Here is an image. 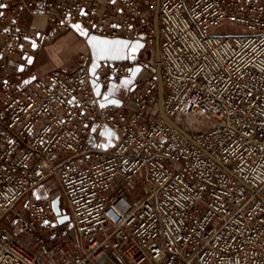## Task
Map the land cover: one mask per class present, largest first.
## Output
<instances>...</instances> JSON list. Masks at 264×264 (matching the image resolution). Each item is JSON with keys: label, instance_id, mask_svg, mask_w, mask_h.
Wrapping results in <instances>:
<instances>
[{"label": "built area", "instance_id": "2783aa9c", "mask_svg": "<svg viewBox=\"0 0 264 264\" xmlns=\"http://www.w3.org/2000/svg\"><path fill=\"white\" fill-rule=\"evenodd\" d=\"M157 11L164 112L184 132L156 111L157 73L122 60L7 74L77 23L155 47ZM0 70V264H264V0H0ZM127 78L134 105L104 104Z\"/></svg>", "mask_w": 264, "mask_h": 264}, {"label": "rangeland", "instance_id": "374dc122", "mask_svg": "<svg viewBox=\"0 0 264 264\" xmlns=\"http://www.w3.org/2000/svg\"><path fill=\"white\" fill-rule=\"evenodd\" d=\"M62 36V35H61ZM75 35H63L56 44H54L55 50L59 53V60H68L72 56H77L79 51L82 50L80 47L79 41L76 40ZM90 41L93 45L95 56H96V62L93 66V72L97 68L100 61H108V60H122L129 64L131 68H135L137 70V73L143 74V77L149 75L152 73V69L149 67V71L146 70V66L150 65L151 67H154V71H157L156 68V62H157V46L155 47H148L145 45H142L137 40H131V39H125L122 37H116V38H110L103 35H91ZM47 45V44H46ZM45 51L49 53V48L45 47ZM147 51L149 53L148 58L144 56V52ZM88 53V52H87ZM50 54V53H49ZM41 57V56H40ZM44 58V57H43ZM41 58V59H43ZM146 59H149L148 61ZM58 59L55 60L54 58H49L45 61L37 62L35 65H33V71L37 74H43L46 71L53 68L54 65L58 64ZM126 80L131 81V85H133L134 89H136V85L134 84V80L131 78H127ZM94 81L96 86L99 85V80L95 76L94 73ZM116 84H111L107 88V94L109 96L115 95V89ZM116 102L115 98L107 101V99L104 101V104L108 103H114ZM160 103L158 102L156 106V111H160ZM159 115H151V111L147 113L148 116L151 118H157ZM149 119V117H148ZM100 133H104V130L100 131ZM115 135L113 132L109 134L108 137L113 138ZM57 186V182L52 178L49 181L42 182L39 184L33 193L34 197H40V198H46L47 195L53 194L52 189ZM65 206V205H64ZM23 241L30 243L32 241L30 234L27 233L22 237ZM35 246V245H33Z\"/></svg>", "mask_w": 264, "mask_h": 264}, {"label": "crops", "instance_id": "0c3cea01", "mask_svg": "<svg viewBox=\"0 0 264 264\" xmlns=\"http://www.w3.org/2000/svg\"><path fill=\"white\" fill-rule=\"evenodd\" d=\"M46 23H47L46 17H44L41 14H35V15L28 16L27 21H26L27 26L35 31H42L46 27ZM63 35H75L77 38L76 40L79 41L80 47L82 48V50L79 51L78 54H76L77 56H72L70 59L65 60V61L59 60L60 59L59 53L54 48V44H56V42H58V40H60V38ZM91 35H100V34L90 32L88 27L85 24L77 23L75 30L65 32L62 34V36H59L54 42L47 43V45H45V47L49 48L50 54L45 51V47H44V49L40 51H36L34 55H32L31 57L26 58V57H21L19 55L15 56L9 63L7 74L9 76L31 79V78H34L35 76H38L33 71L34 70L33 65H35V63L45 61L51 57L54 58L55 60L58 59L59 60L58 64L54 65L53 68L50 69V70H53L62 65H73L79 60L80 54L84 52L85 53L88 52L93 56L94 58L93 66H94V63L97 60H96L93 45L90 41ZM84 37H86V39ZM140 43L142 44V42ZM149 67L150 65H148V67L146 66L147 71H149ZM130 83L131 81L126 80V79L122 83H114L117 85L115 92H114L115 95L109 96V94H107L105 97V100L107 99V101H110L115 98L116 102H114L113 104L128 105V106L134 105L132 96H133V93L135 92V89L133 85H131ZM99 87H100V84L97 85V89H99Z\"/></svg>", "mask_w": 264, "mask_h": 264}, {"label": "water", "instance_id": "95a60500", "mask_svg": "<svg viewBox=\"0 0 264 264\" xmlns=\"http://www.w3.org/2000/svg\"><path fill=\"white\" fill-rule=\"evenodd\" d=\"M158 20H159V14L158 11L156 12L155 15V19H154V23H155V29H156V33H157V42H156V46H157V71H156V78L158 79V83H159V89H158V98H159V103H160V107H161V112L162 115L169 119L177 128H179L182 132L183 129L177 124L175 123L173 120H171L170 118L167 117L166 113L164 112V106H163V98H164V81L161 75V66H160V49H159V25H158ZM53 208L55 213L58 215V220L60 223H65L67 221L70 220L71 216L70 214L66 211V209L64 207H62V198L60 195H56L53 200Z\"/></svg>", "mask_w": 264, "mask_h": 264}, {"label": "trees", "instance_id": "16d2710c", "mask_svg": "<svg viewBox=\"0 0 264 264\" xmlns=\"http://www.w3.org/2000/svg\"><path fill=\"white\" fill-rule=\"evenodd\" d=\"M151 69H152V73L151 74H154L155 73V71L153 70L154 69V67H150Z\"/></svg>", "mask_w": 264, "mask_h": 264}]
</instances>
